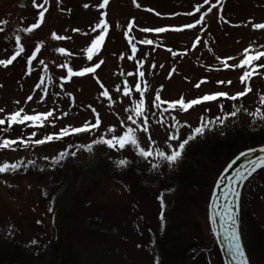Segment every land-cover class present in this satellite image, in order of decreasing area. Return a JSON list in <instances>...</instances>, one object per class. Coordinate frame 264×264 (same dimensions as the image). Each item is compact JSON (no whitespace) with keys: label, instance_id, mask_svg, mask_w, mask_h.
<instances>
[{"label":"rangeland","instance_id":"1","mask_svg":"<svg viewBox=\"0 0 264 264\" xmlns=\"http://www.w3.org/2000/svg\"><path fill=\"white\" fill-rule=\"evenodd\" d=\"M102 3L35 0L43 5L37 8L34 0H27L21 8L19 0H0V22L7 21L0 24V60L16 54L17 35L24 48L12 64L0 66V119L21 109L27 115L52 112L43 127L29 126V131L40 128L46 136H56L62 129L95 124L97 113L100 118V127L79 133L74 144L67 135L43 145L0 150V164L23 162L18 171L0 174V264H157V260L159 264H225L211 226L210 201L206 204L202 189L196 196L194 188L188 193L172 184L175 164L169 168L165 162L153 169L156 161L143 159L131 146L117 151L99 144L92 154L76 146L135 128L128 120L133 113L126 109L140 99L137 83L142 89L147 86L149 131L137 132L145 150L158 147L169 153L168 143L174 148L178 145L179 140L168 141L169 134L175 133L173 116L191 126L179 128L183 140L201 117L212 121L215 114L227 116L233 126L234 117L242 113L231 116L234 105L241 110L261 107L264 77L259 75L250 81L253 91L237 101L221 97L188 112H161L168 105L156 108L153 101L157 91L168 102L243 91L240 77L246 69L225 67L222 61L234 66L245 58L246 50L264 52V29L254 28L264 24V0H109L103 8ZM212 5L216 7L209 12ZM40 12H44L42 23ZM201 16L204 20L198 22ZM102 21L108 31L99 53L89 60L87 49L103 31L97 28ZM37 23L39 28L26 31ZM190 24L195 27L188 28ZM161 28L168 31H156ZM53 33L66 39L54 40ZM38 46L40 51L29 68L28 60ZM61 48L63 55L58 51ZM101 60L94 74L68 78V68L82 71ZM254 63L264 64V58ZM259 71L264 73V69ZM125 86L130 96L123 95ZM105 90L111 100L102 95ZM5 129L7 122L0 126V141ZM17 129L18 133H12L19 138L22 128ZM65 151L69 155L53 163ZM120 160L128 163L118 166ZM223 161L209 164L201 174L214 181ZM245 187L242 240L249 263L264 264V170ZM161 196L168 203L163 208L170 209L167 216ZM175 199L179 201L176 211L172 210Z\"/></svg>","mask_w":264,"mask_h":264},{"label":"snow or ice","instance_id":"2","mask_svg":"<svg viewBox=\"0 0 264 264\" xmlns=\"http://www.w3.org/2000/svg\"><path fill=\"white\" fill-rule=\"evenodd\" d=\"M47 2H48V0H44L45 4ZM206 2H210V0H206ZM108 3H109V0H103V3L100 5V7L103 8ZM33 6L37 7V8H43V5L35 4V0H34ZM213 7H216V6L212 5L208 9V11L211 12ZM199 10L200 9L197 8V11H199ZM45 11H46V9H45ZM205 15H207V13H205ZM43 18H44V12H40V22L41 23L43 22ZM203 20H204V16H201L200 20L198 22H203ZM6 23H7V21L0 22V24H6ZM39 27H40V23H37V24L32 25L26 31L32 32L34 29L39 28ZM187 27L193 28V27H195V25L190 24ZM97 28H102L103 31L101 32V34L99 36H97L92 41L91 46L87 49L89 60H92L93 56L97 55L99 53L100 48L103 45L105 36L107 34V31H108V24L106 22L102 21L101 24L97 25ZM254 28L264 29V24L254 25ZM2 30H3V28L0 27V31H2ZM174 30L180 31V29H174ZM75 31H78V30H75ZM156 31L165 32V31H168V29L161 28V29H158ZM52 39L64 40V39H66V37L58 36L55 33H53ZM16 43L18 45L16 54L13 55L10 59H8L6 61L0 60V66L7 67L8 65L12 64L13 61L16 60L17 56L21 55V53L24 51V48L22 46H20L21 38L18 35L16 36ZM145 43L151 44L152 41H145ZM39 51H40V48L38 46L36 48V51L32 54V56L28 60L29 68H31L32 61L34 59H36V53H38ZM58 51L62 55L65 53V50L63 48L59 49ZM132 51H133V53L136 52V49L134 46H133ZM169 51H171V50H169ZM251 51H252L251 49L246 50L244 53L245 58L237 65L230 66L227 64L226 61H222V63L225 64V67H234V68L246 69L243 72V75L240 77V81L242 84L245 85V88L243 91L237 93L236 95L228 96L227 93H216L213 95H205L202 98H197V99H194V100H191L188 102H185L183 97H181L179 100H177L175 102H168V101L162 100L160 97L159 91H157L155 99L153 101V106L156 108H161V105L167 104L168 107L161 109V112L174 111L177 109H179L180 111H183V112H188L194 106L200 105L202 103L217 101L221 97H223L225 99L232 100V101H237V100L242 99L243 97L247 96L249 93H251L253 91V89L251 88V85H250V81L253 79V77L257 76V75L264 77V73L259 71V69H264V64L254 63L256 61L261 60V58H264V52H256L254 54H249ZM229 59H231V58H229ZM41 63H43V61H41ZM102 63H103V61L101 60L99 63L95 64L93 67L85 68L82 71H73L71 68H68V78L70 79L71 77H74V76H84L87 73L94 74L96 72V69L99 68ZM64 67H66V65ZM45 71L47 72V68H45ZM129 75H133V74L129 73ZM139 75L142 78L144 76V73L140 72ZM42 82H43V80H41V83ZM203 82L204 81H202L201 83H203ZM219 83L223 84L225 82L220 81ZM226 83L231 84V81H227ZM101 87H103V85H101ZM196 87H200V84H197ZM119 90L120 89L118 88L117 91H119ZM146 90H147L146 84H145L144 89H142L140 84L137 83L135 86V91L140 94V99L138 101L134 102L132 109H130V110L126 109V111H131L133 113L132 115L128 116V120L131 122L132 125H135V128L129 126L126 128V130L124 131V133L122 135L113 136L111 139H106L103 136H101L100 138L93 141L91 144H88L85 146L77 145L76 147L78 149L83 148V150H85L89 153H92L94 146L99 145V144L106 145L108 148L114 149L117 151L122 150L127 146H131L136 151L137 155H139L143 159L148 160L151 157V158H153V160L156 161L155 163H152L153 169L160 167L165 162L167 163L169 168H171L174 164H176L181 159L182 154L184 153L186 146L189 144L190 141L195 140L197 137L203 136L205 134L206 130H211L210 125L216 124L217 121H219L220 124H223V120L227 119V116H225L223 118L217 117L216 120H214V121H208L204 117H201L200 124L197 127L193 128L191 130L190 134L185 139L180 140L179 128L180 127L191 128V126L187 125V124H183V125L180 124V122L176 119V117L173 116L172 117V120H173L172 127L175 128V133L169 134L168 141L179 140L180 142L178 143V145L174 148L171 143H168L167 147H168V149H170L169 153H166L165 151L161 150L158 147H153V148H149L148 150H145V148H143L141 146L140 140L137 136V132L148 133V131H149V121H148V117L145 115L146 108H145V101H144V92ZM102 95L105 98L111 100V97L109 96V93L107 90L102 92ZM123 95L124 96H130V91H129L127 86H125V88L123 90ZM28 99L31 100V97H29ZM259 103H260L261 107H258L254 112L250 113V115H252L254 117V119L264 120V111H262V108H264V95H261L259 97ZM220 108H221V111H223V108H224L223 104L220 105ZM233 109H234L233 112L230 113L231 116H235L237 113H239L241 111V108L237 107L236 105L233 106ZM0 111H3V110L0 109ZM93 111H95V110H93ZM22 113H23V110L21 109L19 111L14 112L13 114L8 115L4 119H0V126L5 125V123L7 122V129H5V130H9L12 128L13 125L25 124L27 122H31L29 124V126H31V127H43L44 126L43 121L47 120L48 117L52 116V112H48L46 114H38V115H27V114H22ZM159 122L161 124L164 123L163 120H161ZM99 127H100V118H99V114L97 113L96 114V122H95V124H92L91 126H89V124H85L83 127L75 128V129H72L71 131H69L68 129H62L59 135H56V136L49 135L44 139L36 140L34 143L37 145H43L47 142L52 141L53 139H62L67 135L90 132V131H92V129H98ZM108 131L114 132L115 129L109 128ZM34 135H35V133H33V136ZM148 139H149L150 143L154 144V142L151 140L150 135H149ZM31 141H32L31 136L28 137L27 141H25V140L17 141V140L4 139V140L0 141V150L10 149V150L15 151L16 149L13 148V145H16L17 143H19L23 147L27 148L29 146V142H31ZM261 151H264V149H261ZM68 155H69V153L67 151L60 153L57 158L53 159V163H59L61 160L65 159ZM72 155H75V153H72ZM45 159H47V158H45ZM22 163L23 162L21 161V162L12 163V164H9L6 162L3 164H0V174L7 173V172H16L20 169ZM30 163H33V162H30ZM116 163L118 164V166H124L128 163V161L120 160V161H117ZM257 168H264V157H261L258 160L251 161V168L248 171V175H251L252 172L256 171ZM245 178L246 177L243 176V174H242L241 179H245ZM232 194L236 197V200L233 201V204L238 207L239 192L237 190H233ZM160 200H161V207H163L164 206L163 196L160 197ZM226 211L228 212V219L230 220V224L232 226L230 239L233 242V244H232L233 255L237 258L238 264H249V261L245 255V253H244L243 246H242L241 240H240V235L238 232L237 212L232 211L231 207L229 209H227ZM161 219H163V216H161ZM213 223H215L214 219H213ZM32 243L35 244L37 242L35 240H33ZM157 264H159L158 260H157Z\"/></svg>","mask_w":264,"mask_h":264},{"label":"trees","instance_id":"3","mask_svg":"<svg viewBox=\"0 0 264 264\" xmlns=\"http://www.w3.org/2000/svg\"><path fill=\"white\" fill-rule=\"evenodd\" d=\"M258 107L259 106L242 108V113L234 117L233 126H230L229 124L231 121L228 122L226 119L223 120V124H220L219 121H217L216 124L210 125L211 130H206L203 136L197 137L195 140L190 141L186 146L181 159L175 164V169L172 171V184H174L175 187H180L182 190H185L188 193L189 188H194L196 190V196H200L204 190L206 193L205 199H207L206 204H209L210 197L212 196L216 182L228 164L242 152L264 145V120L254 119L252 115H246L247 111L252 113ZM262 111H264V109H262ZM216 115L217 114L213 116L212 121L219 117ZM29 123L30 122H27L24 125H13L11 129L3 134L2 140L9 139L27 141L28 137L31 136L32 141L29 142L30 145L36 140L47 137L44 129L39 128L37 130L33 129L34 131H29ZM18 127L22 128L20 131L21 137L16 138L14 137L13 133H18ZM33 133H35L34 136ZM79 137L80 134L70 135L71 143L74 144L79 141ZM17 147H22V145L19 143L13 145V148L16 149ZM93 150L95 151V146ZM189 151H191V153H189ZM85 153L92 154L93 152L89 153L85 151ZM221 160L224 161L223 164L220 165L218 170L219 172L216 175L214 181L208 180V177L205 175V173L201 174V171H204V169L208 167L209 164L212 163L213 165H216L218 161ZM245 188L246 189L242 196V215L245 214V198L247 199L248 195L247 187ZM185 196L186 195H184V197ZM163 201H165V199ZM178 203V199H175L174 204L172 205V210H179ZM168 209L169 207L166 210L162 207V210L164 211L163 215L167 216L170 213V209ZM217 251L219 252L218 248ZM58 261H61V259L59 258Z\"/></svg>","mask_w":264,"mask_h":264},{"label":"water","instance_id":"4","mask_svg":"<svg viewBox=\"0 0 264 264\" xmlns=\"http://www.w3.org/2000/svg\"><path fill=\"white\" fill-rule=\"evenodd\" d=\"M26 1L19 0V7L24 8ZM261 149H264V145L248 149L236 156L220 175L211 196V226L225 264H238L237 258L233 255V242L230 239L232 226L228 219V212L226 211L230 207L232 211L237 212L238 232L244 253L248 259L241 234V202L248 180L257 171L263 169L257 168L251 175H248L251 161L264 157V151H261ZM242 174L246 177L245 179H241ZM233 190L239 192L238 207L233 204V201L236 200V197L232 194ZM213 219L215 223H213Z\"/></svg>","mask_w":264,"mask_h":264}]
</instances>
